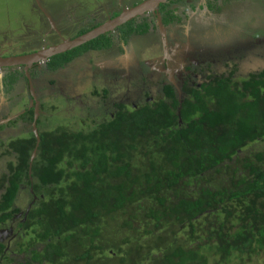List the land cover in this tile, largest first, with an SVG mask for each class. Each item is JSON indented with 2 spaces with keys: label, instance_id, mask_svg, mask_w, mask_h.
<instances>
[{
  "label": "trees",
  "instance_id": "1",
  "mask_svg": "<svg viewBox=\"0 0 264 264\" xmlns=\"http://www.w3.org/2000/svg\"><path fill=\"white\" fill-rule=\"evenodd\" d=\"M119 32L125 41L145 29L130 22ZM111 40L99 36L48 67L109 49ZM232 75L181 94L166 85L152 103L118 106L86 130L60 126L38 133V144L34 135L13 142L0 177V230L19 227L26 257H9L0 242V264H246L264 256V147L253 151L264 143V69L241 82ZM22 187L36 201L20 223Z\"/></svg>",
  "mask_w": 264,
  "mask_h": 264
},
{
  "label": "rangeland",
  "instance_id": "2",
  "mask_svg": "<svg viewBox=\"0 0 264 264\" xmlns=\"http://www.w3.org/2000/svg\"><path fill=\"white\" fill-rule=\"evenodd\" d=\"M106 1L107 0H0V57L29 55L57 45V41L61 43L59 38L53 37L50 33L40 37L39 33L41 30L45 27H51L50 22H46L47 17H45L46 15L41 9L46 14L50 15L54 21L59 20L56 12L61 13V17H67L66 11L73 15H70V19L63 18L62 21L67 20V22H72L74 19H80V22L73 23L77 28L74 26H66V24H63L64 26L62 25L61 32H63L62 36L65 38L64 40H72L78 37V35H83L88 32V30L90 31L95 24L102 25L124 10L134 7L144 0H124L121 4H116L115 0H113V3L111 2L110 6H108L109 9L104 6L102 7L103 4L106 5ZM212 1L214 4L213 7H223L224 11L221 17H216L215 14H205V16L202 15L198 19L201 22L199 25L202 26V35L206 34L207 36L205 40L207 44H205V46L209 49H214L213 46L218 45V49H221L222 46L226 47L229 43L228 46L230 45V49L227 52L232 53L234 51L238 53L233 57L235 61H231V57L227 56L224 60L226 61L225 66L220 64V62L212 64L214 65V69H218L219 75L223 74L229 76L232 73L231 79L236 82H241L246 79L250 73L264 69V43L258 45L259 43L257 41L259 38L264 39V4L260 6L259 10L255 3L251 4L250 1L247 0ZM196 2L197 3H194L191 9L188 10L189 13L196 14L199 12V10H194V8L197 4V9L199 8V2H201V0H196ZM242 6L244 9L241 8ZM178 12L181 13L180 16L183 15L182 17L185 18V23L182 24L185 26L182 27L183 30H188L187 27L189 26H196V22L194 21L195 16H190V19L183 11L178 10ZM155 15L148 14L143 18H139L134 21L133 25L142 28L146 25H151L153 34L159 38V32L156 29L155 22L157 21L158 26L162 24L160 17L162 13L157 15L155 12ZM159 17L160 21L158 19ZM232 34H234L233 37L231 36ZM106 35L110 37L114 43L112 49L109 51L88 52L54 73L45 70L40 72V69H43V67H41L43 65L30 68L29 71L34 74L35 80L38 79L39 81L37 83L39 85L38 91L43 98L42 101L39 100L43 112V115L40 116L43 122L40 131H54L60 126L70 130H86L88 126H91V124L100 119H106V112H109L107 111L109 101L104 99V96H93L90 91L91 89L98 92H103L104 90L109 92L108 89L104 88L105 86L115 88L116 92L112 96L116 97L118 99L117 101H120L119 98L123 95L124 91L133 93L137 90L138 81H136V83L134 82V84H128L127 86L124 83H114L112 85L110 79H103L100 72L96 71V66L103 60L108 59L109 56H116L118 58L116 61H118L119 65L127 64V62L130 61L133 63L136 59H139L141 65H144V61L155 54L151 53L149 55V52H142L140 48L141 42H139L141 39L136 42L137 46L135 50L137 51L131 52V54L122 53V44L118 39V32L115 30V32L111 31ZM179 35L176 38L177 43L180 42L185 46V38ZM3 38L5 41H2ZM228 39H230V41H228ZM245 41H250L247 47L240 44ZM179 48V45L174 47L176 51H179ZM158 51H161V47L158 48ZM181 67L182 66H180L179 69ZM14 71L11 69L0 70V78H2L3 73H8L12 79L6 82H2L0 79V98L8 97L5 106L6 109L0 107V113L7 110L6 115L0 114V121L6 118L10 120L17 111H23L27 109L30 104L33 105V102L30 101L28 86H26L25 82L15 84L16 86L12 88L11 82L15 77V74H13ZM24 71L25 69L22 70V74ZM127 71L126 73L129 74ZM105 82L109 83L108 86ZM7 89L9 91H6ZM2 90L4 93H2ZM46 90H48V93ZM9 92L12 94L9 95ZM13 97H15L17 101L10 100ZM79 102H82V105L79 106ZM94 107H96V109H94ZM21 133L22 134L20 136L17 135L18 137L16 136V138L35 136L38 130L37 128L34 129L32 122L31 124L28 123L25 130H22ZM253 147V151L260 150L264 147V143ZM5 159H7V157ZM10 159L11 158H8L7 161ZM4 163L5 162L0 159V168L3 167ZM27 203H29L28 197L22 192L16 206L23 210L27 207ZM120 237L122 238L121 235ZM116 238L119 239L118 236ZM157 259L158 257L151 258L150 260L152 261L150 263L157 264L159 262ZM263 259L264 256H259L253 257L251 262H247V260H245V262L246 264H262ZM107 264H118V262L113 261Z\"/></svg>",
  "mask_w": 264,
  "mask_h": 264
},
{
  "label": "flooded vegetation",
  "instance_id": "3",
  "mask_svg": "<svg viewBox=\"0 0 264 264\" xmlns=\"http://www.w3.org/2000/svg\"><path fill=\"white\" fill-rule=\"evenodd\" d=\"M123 1L124 0H115V3L121 4ZM247 1H250L251 4L255 3L259 10H260V6L264 4V0H252V1L247 0ZM111 2L113 3V0H107L105 2L106 5L103 4L102 7L104 6L105 8L109 9L108 6H110ZM194 3H197L196 0H168L165 3H162L161 5H159V7L157 8L156 14L159 15L160 13H162V15L160 16L161 21H162L161 22L162 27L160 25L159 26L157 25V21L155 22L156 29L159 32V38L155 34H153L152 32L153 28L151 27V25L150 26L146 25L145 27H143L145 29L144 33H133L129 35V37L125 41L122 39L121 33L119 32L120 27L124 26L125 24L115 29L119 35L118 39L120 40L122 44L121 46L122 53L124 52L125 54L126 53L131 54V52L137 51L135 50V47L137 46L136 42L137 40L141 39L139 40V42H141L140 48L142 49V52H149L148 53L149 55L151 53H154L155 55L150 56L149 59L144 61L143 63L144 65H141L140 63L141 61L139 59H136L133 63H131V61L127 62L128 65L127 64L119 65L118 61H116V59H118L116 56L115 57L109 56L108 59L103 60L100 64L96 66L97 67L96 71L100 72V75H102L103 79L104 78L106 80L110 79V83L112 85L114 83H124L127 86L128 84H134V82L136 83V81H138L137 90H135L133 93L131 92L127 93L126 91H124L123 95H121V97L119 98L120 101H117L118 99L112 96L113 94H115L116 89L109 87L108 86L109 83L105 82L108 87L106 86L104 87L105 89H108L109 92L107 90H104L103 92H100V91L98 92L94 89L90 90L93 96H96V97L104 96V99L109 101L108 102L109 105L107 107V111L109 112H106V115L107 114L112 115L115 112L114 110L118 106H123L126 110H133L137 108L139 105H143L145 103H150V102L152 103L155 99L161 97L162 89L166 85L172 86L177 91L178 94H181L183 87L187 84L188 85H194V84L199 85L200 83L206 82L209 76L223 75V74L221 75L218 74V69H214L213 64L215 62H220V64H223L225 66V62H226L224 61L225 57L230 56L231 57L230 60L233 61L234 55H237L238 53L234 51L232 53L227 52L230 49V45L228 46L229 43L227 44L226 47L222 46L221 49H218V45L213 46L214 49L212 48L209 49L208 47H206L205 44H207V42L205 40L207 36L205 33H204L205 35H202L203 34L202 26L199 25L201 22L198 19L202 15L205 16V14H209V15L215 14L216 17L217 16L221 17L224 9L223 7L222 8L213 7L214 4L212 0H201V2H199L200 4L199 8L197 9L198 4L194 8V10H199V12H197L196 14L189 13L188 10L191 9ZM241 8L244 9L243 6ZM178 10L183 11L184 14L190 19H191L190 16L192 15L195 16L194 21L196 22V26H189L187 27L188 30H183L182 27H185V26L182 24L185 23V18L182 17L183 15L180 16L181 13H179ZM259 10L257 11L260 12ZM41 11L46 15L45 16L47 17L46 22L47 23L50 22L51 27L50 28L45 27L43 30H41V32L39 33L40 37L46 36L47 34L50 33L52 34L53 37L59 38L61 40V43L65 39L62 36L63 32H61L62 27L64 26L63 24H66V26L76 27L75 24L73 23L80 22V19H74L72 22L71 21L67 22V20L62 21L63 18L70 19L71 17L70 15H73L72 13H69L68 11H66L67 17L66 16L61 17L60 16L61 13L56 12L57 17H59L58 21L60 22H58L57 20L54 21L52 17L46 14L42 9ZM148 14L155 15V13L153 12L146 13L140 17H137L129 21L128 23L132 22L134 24V21H136L139 18H143L144 16H147ZM155 18L157 20L156 15H155ZM97 26L99 25L95 24L93 28H96ZM134 27L137 28V26H134ZM115 30L113 31L115 32ZM178 35L185 38V42H186L185 46L181 44L180 42L177 43L176 38L178 37ZM231 36L233 37L234 34H232ZM2 41H5L4 38ZM111 41H112V45L109 49L88 51V52L109 51L112 49L113 44H114L113 40ZM228 41H230V39H228ZM257 41L259 43L258 45H261L262 43H264V39L259 38ZM56 43L57 45L60 44L58 43V41ZM240 44L247 47V45L250 44V41H245L244 43H240ZM177 45H179L180 47L178 49L179 51H176L174 49V47ZM160 47H161V51H158V48ZM249 47H252V46H249ZM88 52L84 53L83 55L87 54ZM50 59L46 62H41V61L36 62L32 64L27 70H26V67L24 66L0 68V70L2 69L4 70L11 69L12 71L15 70L13 73L15 74L14 75L15 77L13 81L11 82L12 88L16 86L15 84L25 82L26 86H28V91H29L28 93H29L30 101L33 102V105L32 104H30V106L28 105L29 109L27 108L23 111H17L16 114L12 116V119L8 120V118H6L0 121V124H1L0 126V148H1L0 149V159H2L3 162H5L3 164V167L0 168V177L5 171V165L11 159H14V155L10 154L9 146L13 142L25 139L21 137L16 138V136L17 135L20 136L23 133V132L21 133V131L25 130V127L28 125V123L29 124H31L32 122L35 123L38 133H40L41 132L40 129H42L43 122L40 116L43 115V112L41 108L42 107L41 102H39V100L42 101L43 98H42V95H40V92L38 91L39 85L37 83L39 81L38 79L35 80L34 74L31 71H29L30 68L43 65L41 66L43 67V69H40V72L45 70V71L54 73L60 69H63L65 66L70 64L68 63L64 65L63 67H61L60 69L53 71L48 67V62L50 61ZM180 66L182 67L179 69ZM24 69L26 72L24 71V73L22 74V70ZM126 71L129 72V74H127ZM8 75H9L8 73H3L2 78H0L1 81L6 82L9 79L12 80L10 75L9 76ZM8 89L6 91H9ZM10 92H9V95L12 94ZM46 92L48 93V90H46ZM2 93H4L3 90H2ZM47 93L45 94L48 95ZM15 97L11 99L9 98V99L17 101ZM7 98L8 97L0 98V107H3L4 109H6L5 106L8 101ZM80 105H82V102H79V106ZM94 109H96V107H94ZM110 110H113V111H110ZM6 111L1 112L0 114L6 115L7 114ZM6 157L7 159L8 158H11V159L7 161V159H5ZM21 189L22 190L20 191L19 196L23 192L28 197L29 203H27V207H25V209L23 210H21L18 207L20 209V212L19 214L15 216V218L18 220L22 219L20 220V223L24 221L23 218L27 216L28 211L31 209L32 205L36 201V197L31 188H29L28 192L26 191L27 188L25 187L24 188L22 187ZM29 195H31L32 197L31 200L29 198ZM19 196H18V199H19ZM23 238H24V235L21 234L18 226H16L15 228L7 227V228L0 230V242L5 243L6 245L5 254H7L9 257L14 258L15 260L22 261L26 257L25 253L22 254L17 248V246L20 245V243L22 242Z\"/></svg>",
  "mask_w": 264,
  "mask_h": 264
},
{
  "label": "water",
  "instance_id": "4",
  "mask_svg": "<svg viewBox=\"0 0 264 264\" xmlns=\"http://www.w3.org/2000/svg\"><path fill=\"white\" fill-rule=\"evenodd\" d=\"M168 0H145L140 4L124 10L119 15L114 17L113 19L105 22L102 25L93 28L92 30L86 32L83 35H80L72 40H63L62 43L49 47L47 49L39 50L35 53L24 55V56H16V57H0V68H10V67H17V66H24L26 70L36 62H46L51 57L63 54L67 51H70L74 48L80 47L91 40L98 38L99 36L105 35L116 28L128 23L129 21L140 17L146 13H155L157 8L162 3H165ZM160 21V17L158 18ZM160 26L162 24H159ZM162 27V26H161ZM37 116V115H36ZM33 127L35 128V123H33ZM37 139V144L39 140L38 133L35 135ZM36 149L31 157V162L35 156Z\"/></svg>",
  "mask_w": 264,
  "mask_h": 264
}]
</instances>
